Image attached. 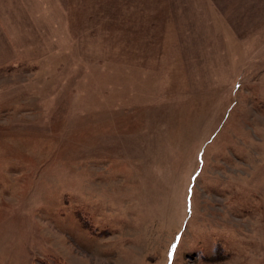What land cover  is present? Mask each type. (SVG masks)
<instances>
[{"label":"rangeland","instance_id":"374dc122","mask_svg":"<svg viewBox=\"0 0 264 264\" xmlns=\"http://www.w3.org/2000/svg\"><path fill=\"white\" fill-rule=\"evenodd\" d=\"M0 264H264V0H0Z\"/></svg>","mask_w":264,"mask_h":264}]
</instances>
